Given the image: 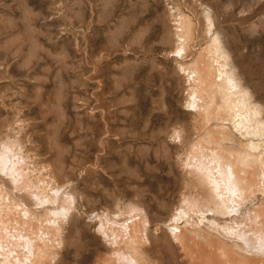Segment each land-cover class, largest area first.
Returning a JSON list of instances; mask_svg holds the SVG:
<instances>
[{
    "label": "rangeland",
    "instance_id": "374dc122",
    "mask_svg": "<svg viewBox=\"0 0 264 264\" xmlns=\"http://www.w3.org/2000/svg\"><path fill=\"white\" fill-rule=\"evenodd\" d=\"M209 28L264 118V0H0V264H29L33 241L43 264L264 257V135L220 121L218 95L206 106ZM227 164L244 176L231 188Z\"/></svg>",
    "mask_w": 264,
    "mask_h": 264
},
{
    "label": "bare ground",
    "instance_id": "6f19581e",
    "mask_svg": "<svg viewBox=\"0 0 264 264\" xmlns=\"http://www.w3.org/2000/svg\"><path fill=\"white\" fill-rule=\"evenodd\" d=\"M191 26V25H190ZM192 28V27H191ZM191 29L189 28V30L188 31H190ZM213 31V30H212ZM191 32V31H190ZM192 33V32H191ZM208 33V32H207ZM208 34H210V41H209V44H207V46L203 49V50H201L200 51V55H202V56H205L203 59H202V61H203V66L202 67H200V68H196L195 70H197V73H196V77L194 76V78H198L197 80H199L200 82H201V87H202V90L204 91V94L206 95V106H208V105H211V104H213L215 101H217L218 99H217V97L215 98V96H219V102L217 103V107H216V104H215V107L216 108H223V110H222V113H220L219 115H218V119L220 120V121H222L223 120V122H224V119H228V120H231L232 121V123H233V125H234V127L236 126H240L239 124H241L242 126H244V127H246V129L248 128V127H251L252 126V130H253V132L254 133H256V134H259V135H262V137H263V135H264V118H263V115H262V110H261V106L259 105V104H257V103H254L253 102V100H252V97H251V94H250V90L248 89V87L247 86H245L242 82L243 81H241V77L239 78V76L237 75V73L238 72H236V70H235V68H234V65H233V63H232V60H231V57H230V55H229V53H228V51L226 50V48H225V46L223 45V42H222V39H220L221 37H219V34L217 33V32H211V29L209 28V33ZM183 36H185V35H183ZM190 38V37H189ZM189 38H188V40L186 41V42H188L189 41ZM191 39V38H190ZM185 40H186V37H185ZM185 42V41H184ZM190 43V42H189ZM189 43H185L186 45L188 44V46H189ZM190 47V46H189ZM188 47V48H189ZM188 51H189V54L192 52L191 50H189V49H187ZM199 58H201V57H199ZM198 61V60H197ZM200 64V63H199ZM197 67V66H196ZM193 78V79H194ZM195 82H197V81H195ZM203 85V86H202ZM197 89V88H196ZM195 89V90H196ZM199 89H200V87H199ZM196 95H197V93H196ZM199 95V94H198ZM202 95H203V93H202ZM203 97V96H202ZM199 99H200V97H199ZM215 99H217V100H215ZM214 106V105H213ZM207 108V107H206ZM199 109V108H198ZM212 109V108H211ZM207 110H210V106H209V109L207 108ZM205 111V110H204ZM215 111V110H214ZM199 112V111H198ZM209 112H213V111H209ZM209 112H207L206 113V111L204 112V114H203V112L201 111V113H202V119L207 123V121H208V119L209 118H213L211 115L212 114H210ZM217 112V111H216ZM200 113V112H199ZM210 114V116H209V114ZM215 114V113H214ZM218 114V113H217ZM238 115H240V116H243L241 119H240V121L239 122H237L236 123V117L238 116ZM201 116H200V118H201ZM199 118V117H198ZM239 119V118H238ZM213 120V119H212ZM199 121V120H198ZM202 121V120H201ZM210 122V121H209ZM219 122V121H218ZM217 122V123H218ZM202 123V122H201ZM205 123V124H206ZM211 123V122H210ZM226 123V122H225ZM229 123V122H228ZM216 125L217 124H215V127H216ZM223 125V126H222ZM221 125V128H220V126H219V128L218 129H220V131L222 130V131H224L225 129H227V128H225L224 129V126L226 125H224V124H222ZM227 127L229 126V124L228 125H226ZM218 127V126H217ZM229 128V130H227V131H225V132H233V130L235 129H232V130H230L231 128H230V126L228 127ZM216 129V128H215ZM224 129V130H223ZM240 129V128H239ZM208 131L209 130H211V129H207ZM219 131V132H220ZM243 130L241 129V132H242ZM210 132V131H209ZM251 132V131H250ZM221 134V133H220ZM234 134V133H233ZM236 134V133H235ZM235 134H234V136H235ZM222 135V134H221ZM229 135V134H228ZM242 135V134H241ZM230 136H232V134L230 135ZM240 136V135H239ZM242 136H244V135H242ZM226 137V136H225ZM225 137H223V139H225ZM235 138V137H234ZM243 138V137H242ZM248 138V137H247ZM241 139V138H240ZM230 141V140H229ZM235 141H236V139H235ZM238 141V140H237ZM247 142H249V141H247ZM246 142V143H247ZM262 142H264V141H262ZM261 142V143H262ZM242 144V143H241ZM259 143L258 142H254V140L252 141H250L249 142V146L250 147H257V145H258ZM244 145H245V143H244ZM261 145V144H260ZM249 146H248V149H250L249 148ZM225 149H227L226 147H225ZM229 149V148H228ZM247 150V149H246ZM261 150H262V147H261ZM229 151V150H228ZM247 151H250V150H247ZM230 152V151H229ZM234 152V151H233ZM240 152V151H239ZM235 153V152H234ZM244 153L245 152H241V154H243L242 156H244ZM248 153H250V152H248ZM238 154V153H237ZM258 154V153H257ZM246 155H247V153H246ZM261 156V155H260ZM246 157H248V156H246ZM256 157V158H255ZM254 157V159H258V157L257 156H255ZM237 159V158H236ZM239 159H240V157H239ZM239 159H237L236 161H235V165L236 164H240V163H238V162H240L241 161V164L242 165H240V166H243L244 165V169H246L245 168V166H247V168H248V163H246V164H243V160H239ZM235 160V159H234ZM239 160V161H238ZM251 160V159H250ZM246 162V161H245ZM255 162V161H254ZM226 163V162H225ZM234 164V163H233ZM248 164V165H247ZM228 165V164H227ZM224 166V167H221V169H220V172L222 173V175H224V177H225V180H227V184H228V187H230L231 188V185H237V183H238V181L240 180V179H242L244 176H242L241 174H239L240 175V177L238 176V173H237V171H236V169H233L230 165H228V166ZM235 165H233V166H235ZM253 165H254V163H253ZM235 168V167H234ZM236 168H237V165H236ZM251 168V167H250ZM254 168V167H253ZM237 169H240L239 168V166H238V168ZM254 169H256V167L254 168ZM259 169V168H258ZM241 170H243L242 168H241ZM262 170V169H261ZM246 171V170H245ZM252 171V170H251ZM254 171V170H253ZM259 171V170H258ZM248 172H249V170H248ZM245 173V172H244ZM254 173V172H253ZM260 173H261V171H260ZM210 173H208L207 175H209ZM243 174V173H242ZM211 175V174H210ZM241 176H242V178H241ZM245 176H247V174H245ZM260 176V175H259ZM263 176V175H262ZM249 177V176H248ZM256 177V176H255ZM22 178V177H21ZM24 178H25V176H24ZM28 178V177H27ZM208 178L209 179H211V181L209 180V183L211 182V185H212V187L214 188V190L216 191L217 189H218V187H219V184L216 182V180H215V178H212L211 176H208ZM223 178V177H222ZM248 179V178H247ZM264 179V178H263ZM25 180V179H24ZM30 180V179H29ZM29 180H27V181H24V183L23 184H21L22 186V190H19V191H23L24 193H21V196L24 198V196L26 197V199L28 198V200H29V202L27 201V203H25L24 204V207H25V212L27 213V215H29V214H31V212L32 211H34L33 210V208L34 207H37L38 205V197L41 195H39L37 192L36 193H34V192H32V189H34V188H32V189H30L31 187H33L34 185H36V183L32 186V182H33V180H32V182L30 181L29 182ZM246 180V179H245ZM250 182H253V178L252 177H250ZM246 181H248V180H246ZM22 182V181H21ZM249 182V181H248ZM256 182V181H255ZM18 183V182H17ZM30 183H31V187L30 188H28V185H30ZM258 183V182H257ZM239 184V183H238ZM250 184H252V183H250ZM254 184V186H255V183H253ZM260 184V183H259ZM242 186V185H241ZM252 186V185H251ZM35 187V186H34ZM36 189V188H35ZM34 189V190H35ZM245 189H246V187H245ZM251 189H252V187H251ZM258 189V188H257ZM256 189V190H257ZM7 190V189H6ZM17 190V191H18ZM42 190V189H41ZM250 190V189H249ZM254 190V189H253ZM18 191V192H19ZM5 192V191H4ZM39 192V191H38ZM217 192V191H216ZM249 192V191H248ZM17 193V192H16ZM20 193V192H19ZM40 193V192H39ZM42 194L44 193L43 192V190H42V192H41ZM242 193V192H241ZM7 194H11V193H7ZM55 193H53V195H54ZM219 194V193H218ZM1 195V194H0ZM4 196V195H3ZM7 196V195H6ZM8 196H10V195H8ZM14 197H15V195H13ZM43 196H44V194H43ZM246 196V195H245ZM11 197V196H10ZM42 197V196H41ZM48 197V196H47ZM1 198V197H0ZM44 198H45V196H44ZM44 198H42V199H44ZM10 200L12 199L13 200V198L11 197V198H9ZM7 200V199H6ZM5 200V201H6ZM11 200V202H13ZM15 200V199H14ZM17 200H19V199H17ZM22 201V200H21ZM21 201L19 202L20 204H21ZM26 201V200H25ZM15 202H17V201H15ZM55 202H58V199L56 198V197H54V199L53 200H51L50 199V201H48V208L49 207H51V206H55ZM0 203H2L1 201H0ZM18 203V202H17ZM16 203V204H17ZM23 203V202H22ZM41 203V202H40ZM261 205V204H260ZM23 206V205H22ZM228 206V205H227ZM38 207H40V206H38ZM42 208H43V205H42ZM225 208H227V207H225ZM45 209V208H44ZM221 209H223V208H221ZM19 210V209H18ZM45 210H47V208L45 209ZM263 210V208L261 209L260 208V212ZM223 211V210H222ZM225 211V210H224ZM223 211V212H224ZM35 212V211H34ZM46 212V211H45ZM228 212V211H227ZM259 212V213H260ZM263 212H264V210H263ZM262 212V213H263ZM257 213V212H256ZM34 214V213H33ZM258 214V213H257ZM264 214V213H263ZM25 216V215H24ZM23 216V217H24ZM30 216V215H29ZM261 216V215H260ZM257 217V216H256ZM26 218H28V217H26ZM25 218V219H26ZM178 227H181V226H177V228ZM185 227V226H184ZM183 227V228H184ZM176 228V229H177ZM130 230H131V236H132V240H133V242H135L134 243V245L136 246L135 248H139L138 246H140V248H141V246H143L144 244L146 245V243H147V241H146V239H144V238H141L140 237V239H138V238H136V236L138 235V228H137V225L135 224H132L131 225V227H130ZM178 230L180 231V233L181 232H183V231H185V230H181L180 228H178ZM184 233V232H183ZM182 234V233H181ZM178 235V236H182V235ZM185 234H187V233H185ZM177 235V234H176ZM184 235V234H183ZM184 238H185V236H184ZM184 238H183V240H184ZM186 240V239H185ZM188 240V239H187ZM32 242V241H31ZM39 241H37V243L36 242H32V244L30 245V247H29V253H30V255H29V264H43L44 263V260H45V256H46V253L48 252L47 250H48V248L47 247H49L48 245H43L44 243H38ZM187 243V242H186ZM184 244V243H183ZM223 245V244H222ZM238 245H239V243H238ZM133 246V245H132ZM228 246V245H227ZM226 246V247H227ZM230 246V245H229ZM231 246H232V244H231ZM230 246V247H231ZM241 246H242V244H241ZM219 247H220V245H219ZM219 247L218 248H216V249H219ZM225 247V248H226ZM229 247V248H230ZM228 248V249H229ZM241 248H243V247H241ZM53 249V247H51V250ZM222 249H224V248H222V246H221V250L219 249V250H215V251H219V252H215L216 253V255H212L214 252L213 251H211V252H213L212 254H211V259H212V264H264V257H262V255H259V256H256L255 254V256L254 255H252V254H250V255H252L251 257L249 256V257H247V256H245L242 252H241V250L242 249H240L239 250V252H238V250H234V247H232V249H230L232 252H231V255L229 256V255H227L228 253H226L225 251L224 252H222V254L223 255H225L226 254V256H224L225 258H219L218 257V255L217 254H219L220 253V251H222ZM228 249L226 248V250L228 251ZM136 250V249H135ZM53 251V250H52ZM139 251H140V249H139ZM137 252H138V249H137ZM200 253V252H199ZM208 253V252H207ZM123 254V253H122ZM140 254V253H139ZM142 254H140L139 256H137V257H139V258H141L142 256H141ZM188 255H189V253H188V251L185 249V248H183V252L181 251H176L175 249H171V251H170V255H169V257H168V260H169V264H187V257H188ZM200 255V254H199ZM209 255H210V253H209ZM208 255V256H209ZM141 256V257H140ZM203 256H204V254H203ZM203 256H201V257H203ZM219 256H220V254H219ZM136 257V256H135ZM201 257L200 258H198V256H197V260H199V259H201ZM194 258V257H193ZM125 259V258H124ZM128 259V258H127ZM204 259V258H203ZM140 260H142V258L140 259ZM197 260H196V262H197ZM202 260V259H201ZM209 260V259H208ZM130 261H131V259H130ZM137 261V260H136ZM145 261V260H144ZM147 261V260H146ZM193 261V260H192ZM203 261V260H202ZM209 262V261H208ZM145 263V262H144ZM147 263V262H146ZM158 263L159 264H164V258L162 257V256H160V258H159V260H158ZM133 264H136V263H133ZM137 264H138V261H137ZM139 264H141L140 262H139ZM148 264V263H147ZM193 264V263H192ZM197 264H198V262H197ZM201 264H202V262H201ZM204 264V263H203Z\"/></svg>",
    "mask_w": 264,
    "mask_h": 264
}]
</instances>
